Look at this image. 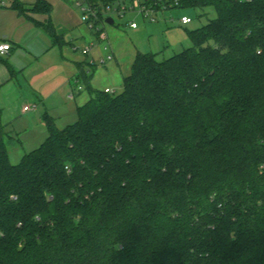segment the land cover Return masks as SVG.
Segmentation results:
<instances>
[{"label":"trees","instance_id":"obj_1","mask_svg":"<svg viewBox=\"0 0 264 264\" xmlns=\"http://www.w3.org/2000/svg\"><path fill=\"white\" fill-rule=\"evenodd\" d=\"M178 1L216 11L191 47L45 114L18 164L0 136V264H264V0Z\"/></svg>","mask_w":264,"mask_h":264},{"label":"rangeland","instance_id":"obj_2","mask_svg":"<svg viewBox=\"0 0 264 264\" xmlns=\"http://www.w3.org/2000/svg\"><path fill=\"white\" fill-rule=\"evenodd\" d=\"M20 1L30 4L37 0ZM49 1L53 4L52 23L56 34L60 37V41L53 51L52 63H55L56 56L61 63L50 69L48 78H60L66 73L67 68L75 69L76 62H85L86 64L82 65V69H84L86 78L79 74L81 85L84 86V90L80 92L83 94L82 97L89 98L95 90L103 91L102 89L105 86H109L113 90V94L121 93L123 90V77L130 74L131 66L138 52L156 53L159 61L167 59L192 46L186 29L201 27L216 16L213 7L205 9L191 7L158 8L149 12L150 17H146L137 10L128 11L123 17L112 13L106 14V18L108 16L113 17L114 23L110 24L104 21V31L108 39L101 40L95 31H91L83 23L81 12L76 6L75 0H67L68 3L65 1L68 4V9L64 8L61 0ZM4 2V4H11L12 0H4ZM183 15L190 17L192 22L186 25L181 24L180 18ZM152 17L154 21L151 20ZM131 22H135L137 28H131L129 26ZM89 46H92V50L88 54H83V50ZM75 48L77 50H74ZM111 53H114V59L107 60V56ZM65 59H67V62ZM93 60L95 62L91 64ZM101 60H105L106 63L101 64ZM87 81H90V84L93 85L92 90L88 89ZM38 99L34 96L26 103H15L12 109L2 108V122L4 123L5 119H8L12 123L16 120L23 121L28 118L31 121L29 123L34 126L38 125L39 118L42 115L41 110H43V107H39V102L37 103ZM83 103H85L83 99L77 96V102H69V106L74 107ZM25 105H37V108L22 116L21 110ZM68 107L63 104L61 106L62 117L56 121L60 128L77 120V114L71 115L67 110ZM38 146L39 144L20 145L16 139H9L8 148L11 163L18 164L23 155Z\"/></svg>","mask_w":264,"mask_h":264},{"label":"crops","instance_id":"obj_3","mask_svg":"<svg viewBox=\"0 0 264 264\" xmlns=\"http://www.w3.org/2000/svg\"><path fill=\"white\" fill-rule=\"evenodd\" d=\"M40 1L50 6L49 13L47 8L35 9ZM61 1L64 8L68 9L67 0ZM22 4L25 13L11 8V4L0 6V45L8 43L11 46L6 53H0V136H4L7 140L16 139L20 145H40L48 136L45 114L57 121L62 117V104L68 107L69 102H77V96L85 103L90 99L82 97L83 94L80 92L84 90V86L81 85L79 74L80 71H84L82 65L86 63L76 62L75 69L67 68L62 77L48 78L50 69L61 63L57 56L55 63H52L56 44L45 29L47 22L53 21V4L49 0H37L30 4L22 2ZM65 61L67 62V59ZM79 86H82L81 90ZM90 86L94 88L92 84ZM106 88L110 87L105 86L102 90ZM71 93L73 98L69 97ZM34 96L39 98L37 101L39 107H43L38 125L29 123L31 121L28 118L12 123L8 119L2 122V108L12 109L15 103H26ZM78 106L80 105L69 106L67 110L71 115L77 114ZM27 113L29 112L21 110L22 116Z\"/></svg>","mask_w":264,"mask_h":264},{"label":"built area","instance_id":"obj_4","mask_svg":"<svg viewBox=\"0 0 264 264\" xmlns=\"http://www.w3.org/2000/svg\"><path fill=\"white\" fill-rule=\"evenodd\" d=\"M130 1V3H128ZM153 0H75L76 6L79 8L83 23L90 29L91 31H95L101 40L108 39L106 32L104 31V21L107 22L108 18H113L112 16L105 17L106 14H113L119 17H123L128 11H140L146 17L149 16V12L156 10L153 6L155 3ZM179 4L178 0H170L169 4L166 2H162L160 4L161 7L158 8H169L172 5ZM156 5V3L154 4ZM150 17V16H149ZM114 20V19H113ZM154 21V18H151ZM180 22L183 25H186L192 22V19L188 16L183 15L180 18ZM108 23V22H107ZM129 26L133 29L137 28V24L135 22L129 23ZM11 48L10 44L3 43L0 45V53L4 54ZM107 49V47H105ZM74 50H77L75 48ZM92 50V46L83 50V54H88ZM114 53H111L107 56V60H113ZM94 61L91 62L93 64ZM101 64H105V60L100 61ZM82 89V86H79V90ZM107 93H113V90L110 88H106L104 90ZM70 98H73V93L69 95ZM37 105L29 106L25 105L23 107L24 112L31 111L32 109H36Z\"/></svg>","mask_w":264,"mask_h":264},{"label":"water","instance_id":"obj_5","mask_svg":"<svg viewBox=\"0 0 264 264\" xmlns=\"http://www.w3.org/2000/svg\"><path fill=\"white\" fill-rule=\"evenodd\" d=\"M107 22L110 23V24H112V23H114V20H113V18H108L107 19Z\"/></svg>","mask_w":264,"mask_h":264}]
</instances>
